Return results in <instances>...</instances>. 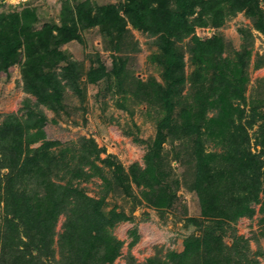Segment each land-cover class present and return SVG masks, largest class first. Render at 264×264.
Returning a JSON list of instances; mask_svg holds the SVG:
<instances>
[{"label": "rangeland", "instance_id": "obj_1", "mask_svg": "<svg viewBox=\"0 0 264 264\" xmlns=\"http://www.w3.org/2000/svg\"><path fill=\"white\" fill-rule=\"evenodd\" d=\"M65 1L0 0V13L8 14L21 11L24 7H35L39 18L35 26L41 28L46 22L61 21ZM68 1L76 6L86 0ZM125 1L89 0L93 13H97L101 6H120ZM121 13L124 14V11L121 10ZM195 17L197 14L191 20ZM127 28L130 33L122 39V48L118 50L113 48L117 39L103 33L99 25L79 27L82 40L76 39L58 48L66 57L56 67L61 79L59 97L49 90L53 96L41 100L36 93L26 90L19 65L11 67L9 74H4L0 79V132L18 120L34 125L25 132L26 136L42 129L45 132L43 138L30 144L34 150L30 156L36 150H41L44 141L55 142L50 146L55 157L46 164L45 171L53 182L66 185L71 180V187L77 189L76 197H72L65 205L56 220L52 243L46 248L47 254L39 253L35 246L30 249L36 257L35 264H264V185L259 188L258 196L247 202L249 213L241 214L236 209L238 199L229 191L222 202L227 215L206 216L198 193L189 187L195 169L185 162L187 155H193L195 136L189 137L183 127L171 128L169 131L165 129L163 143L159 148L163 169L169 175L159 184L163 187L171 185L175 193L172 205L156 206L149 202L143 192L150 191V187L138 185L131 174L127 175L132 186L130 192L119 189L118 193H114L106 189L108 180H114L115 166L110 167L102 160L111 156L126 171L134 165L145 168L146 155L160 138L159 120L165 115L157 111L158 108H152L145 101L134 98L130 92L119 91L118 83L122 81L121 86L125 90L134 75L143 80L150 76L162 80L164 74V65H160L161 34L144 32L131 24ZM196 34L203 39L221 36L227 44L224 55L235 56L237 52L251 50L245 68L249 77L244 90L246 100L236 101L247 112L252 105H259L264 111V34L254 27L253 19L239 12L218 27L196 26ZM190 37L176 42L181 47L179 53L185 61L183 74L186 80L180 85L183 96L190 95L191 86L187 78L195 69L189 50ZM135 42L137 48L130 49ZM121 58L127 59V76L123 73L118 76L116 73ZM258 62L261 64L259 68ZM71 63L75 64L73 71L77 77L68 81L60 73L63 67ZM101 68L107 75L91 82V72ZM119 103L124 104L120 106ZM215 113L216 109H211L208 115ZM257 129V123L249 128L253 152L261 150L255 138ZM92 139L99 149L98 155L93 153L89 157L90 164H82L77 156L84 147L93 148ZM204 148L207 152L217 153L225 150L223 145L213 139L205 140ZM7 151L12 152V146ZM80 166L83 167V176L75 178L74 174H77ZM96 167H100V175L94 174ZM10 175L13 174L9 166L3 165L0 168V192L11 183ZM32 186H35L33 179L28 188ZM18 187L22 188L20 183H16ZM38 190L41 193L45 191L43 186L38 187ZM88 198L102 199L105 226L101 233L114 237L113 246L120 243L112 260L104 258L106 239H97L86 259H83L80 245L76 237H73L76 230L68 226L74 213L88 205ZM219 204L217 206L220 210ZM91 206L95 207L96 203L92 202ZM4 213V201L0 197V230L4 228ZM21 235L28 240L29 236L22 229ZM213 236L219 238L213 239ZM192 239L194 244L187 251V241ZM208 241L212 242L210 248ZM4 246L3 239H0V264H12L9 263L11 255Z\"/></svg>", "mask_w": 264, "mask_h": 264}, {"label": "trees", "instance_id": "obj_2", "mask_svg": "<svg viewBox=\"0 0 264 264\" xmlns=\"http://www.w3.org/2000/svg\"><path fill=\"white\" fill-rule=\"evenodd\" d=\"M92 10L89 0L76 6L67 0L62 7L61 21L46 22L41 28L35 26L39 20L35 7H24L21 11L8 14L0 13V79L4 74H9L11 67L19 65L26 90L36 93L41 100L53 96L49 90L59 97L61 79L56 67L66 57L58 48L64 43L82 40L79 27L99 25L103 33L117 39L113 47L117 50L122 48V39L130 33L128 24L144 32L160 33V65H164L162 80L155 76L143 80L134 75L125 90L121 86L123 82L118 83L120 92H130L134 98L165 113L158 124L160 138L152 151L147 153L145 168L134 165L126 171L111 156L103 159L106 165L115 166L114 180H108L106 189L114 193H118L119 189L130 192L132 186L127 175L131 174L138 185L150 187V191L143 192L149 202L156 206L172 205L175 193L171 185L163 187L159 184L168 175V171L163 169L159 148L163 143L165 129L169 131L171 128L183 127L189 137L195 136L193 155H187L185 162L195 169L189 187L198 193L204 214L226 216L222 202L229 191L238 199L236 209L241 214L249 213L247 202L250 198H256L259 188L264 185V111L259 105H252L247 112L236 101L246 100L244 90L249 77L245 68L251 50L237 52L235 56L224 55L227 48L224 39L216 35L203 39L196 34V26L218 27L228 18L244 12L253 19L254 27L264 34V0H126L120 6H101L97 13ZM194 14L197 17L191 20ZM188 37L191 39L189 50L195 69L187 78L191 86L190 95L183 96L180 85L186 80L183 74L185 61L179 53L181 47L176 42ZM136 48L137 42L130 46V49ZM121 59L116 73L118 76L122 73L127 76V59ZM257 66H261L260 62ZM73 67L75 64L72 63L63 67L60 75L68 81L75 79L77 76ZM106 75L107 72L101 68L91 72L89 80L96 82ZM119 104L123 106L124 103ZM211 109H216V113L209 116ZM256 123L258 133L255 138L261 146L260 152L251 150L252 136L249 128ZM33 126L18 120L0 132V168L3 165L9 166L13 174L9 179L11 183L0 192L5 205L4 228L0 230V239H3L4 248L11 255L9 263L12 264H35L36 257L30 250L34 246L39 253L47 254L46 248L52 243L56 220L77 192L76 188L71 187V180L66 185L55 183L45 171L46 164L55 157L50 151V146L55 142L44 141L41 150H36L30 156V152L34 151L30 148L31 142L43 138L45 133L39 129L26 136L25 132ZM208 139L223 145L225 150L219 153L207 152L204 141ZM92 142V149L84 147L78 156L74 154L82 164H90L89 157L93 153L98 155L99 149L93 139ZM9 146H12V152L7 151ZM96 168L94 174L100 175V167ZM83 172L80 166L77 174H74L75 178L83 176ZM32 179L35 186L28 188ZM16 183H20L22 188H16ZM41 186L45 189L44 193L38 190ZM87 202L85 208H80L69 219L68 226L76 230L72 236L76 237L80 245L83 259H86L97 239H106L104 258L112 260L120 243L113 246L114 237L101 233L105 226L101 208L103 201L88 198ZM92 202L96 203L95 207L91 206ZM137 202L141 203V200ZM21 229L29 236L28 240L21 235ZM216 238L219 237L213 236V239ZM193 244V239L187 241V251H190ZM207 244L210 248L212 242L208 241Z\"/></svg>", "mask_w": 264, "mask_h": 264}]
</instances>
